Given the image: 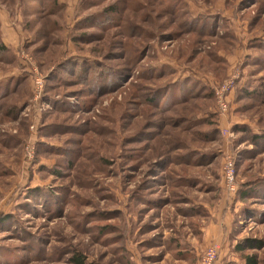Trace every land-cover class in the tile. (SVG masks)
Instances as JSON below:
<instances>
[{
  "label": "rangeland",
  "instance_id": "374dc122",
  "mask_svg": "<svg viewBox=\"0 0 264 264\" xmlns=\"http://www.w3.org/2000/svg\"><path fill=\"white\" fill-rule=\"evenodd\" d=\"M53 1L0 0V264H71L74 252L94 264H201L213 243L264 264V136L247 134L264 135V96L239 88L264 79L253 45L264 44V0H180L174 14L163 0ZM113 5L121 23L77 27ZM184 11L223 25L188 27ZM78 59L109 68L99 94L77 81ZM155 68L166 76L142 79ZM189 76L213 96L185 82L177 97L191 100L161 112L170 81ZM205 113L216 125L188 124ZM215 204L225 225L202 247Z\"/></svg>",
  "mask_w": 264,
  "mask_h": 264
},
{
  "label": "trees",
  "instance_id": "16d2710c",
  "mask_svg": "<svg viewBox=\"0 0 264 264\" xmlns=\"http://www.w3.org/2000/svg\"><path fill=\"white\" fill-rule=\"evenodd\" d=\"M164 2L168 3V11L171 13H176L177 9H181L180 7V0H163ZM61 6L59 0H54L53 1V7L55 9H58ZM183 8V7H182ZM60 9V8H59ZM110 10V11H109ZM109 12H112L114 14H118L120 15L122 12H119V9L117 7V5H113L111 6V8H109L105 13L98 15V14H90L88 17L83 18L81 21H79L76 25L78 28H87L89 27L90 24L93 25V22L91 21L92 18H97L99 16H102L101 22L97 23L100 25V27L104 26L105 24H101L103 22H106V24H114L117 22H120V20L118 18H113L110 17L111 15H109ZM186 12V11H184ZM187 15V12L185 13ZM187 20L189 23L188 27H196V24L200 23V26L203 27V29H206L207 32H211L213 33L215 31V28L221 27L223 25L222 22H220V19L217 17H213L210 15L204 16V17H199L196 19H191L189 18V16L187 15ZM113 20V21H112ZM121 23V22H120ZM96 25V24H95ZM94 26V25H93ZM217 27V28H218ZM231 36L234 37V35L230 32ZM225 34H223L222 37H226ZM253 45H255V47H259L258 50H260L262 53L264 52V44L261 43V41H254ZM9 52V48L0 41V56L3 57V54L8 53ZM138 54V53H137ZM130 57V56H129ZM10 60V59H9ZM259 60V59H258ZM257 59L254 61H258ZM98 67H102V70L99 71ZM64 68V66H63ZM109 68L107 66H103L100 62H95V61H82L81 59H78V61L75 62V67H74V74L77 76V81H79V83H81L84 86H88V88L90 89V91L92 93L95 94H99L100 91H102V87L104 86V81H100L97 83V74L98 72H101L103 74H105L106 72L108 73ZM110 73V72H109ZM166 72L163 69H156L154 72L151 71H146L144 72L142 75V79H161L164 78L166 76ZM169 74V72H168ZM60 76H58V73H55V77L56 79H60ZM64 81V79H63ZM192 82L191 85L187 86L185 89H187L188 93H193V97L198 96L199 94H205L204 96L207 97H212L213 96V91L212 89L209 87V85H203L198 83L199 81H196L195 79L193 80L191 78V76H189L188 78H186L185 80H178V81H174L169 83L168 86V90L166 91V97H165V102L164 105L159 103V107H160V111H168L173 109L174 107L178 106L179 104L185 103V102H189L191 99L189 97H186V94H184L182 97H177V93L179 91V89L181 88V86H183V84L185 85L186 83ZM201 85V86H200ZM109 86V85H107ZM199 86L201 88H199ZM199 88L197 92H205V93H195V89L193 88ZM240 91H243V93L245 94L246 97L249 98H253V99H257L258 97H260V95L264 96V79L262 80H258L257 83L253 86L252 84H247L243 87H239ZM3 89V88H1ZM0 89V96L2 94L5 93V91H1ZM108 89H111V87L109 86ZM159 93V88L156 89L155 93L153 94V96L151 97L152 100H154V98H158L157 94ZM4 96H6V94L3 95L2 98H4ZM155 96V97H154ZM147 100H149V98H147ZM169 101H171L169 103ZM215 116V114H207L205 113V115H203V117L200 116V114H196L194 116H191L188 118V124H191L193 127L195 126H207L209 124L212 125H216L214 119L211 122L213 116ZM189 127V126H188ZM218 128V127H217ZM217 128H213L214 131L220 132L218 131L219 129ZM249 128V127H248ZM236 130H239L241 132L247 133L249 132V129L247 130L244 126L241 128L239 125L235 127ZM249 134V140L253 143H256L260 140H262V136H264L262 133H247ZM202 136L204 137V139L209 140V134L207 132H203ZM253 183H247L244 185V188L242 190L238 191V194L240 193L242 197H247V191L246 189L251 188ZM34 190V189H33ZM38 191V189H36ZM243 251V250H240ZM244 261V264H259L260 260L256 255H248L246 256ZM70 263L71 264H94V263H89L87 261V257L84 255L79 254L78 252H74V254L70 257Z\"/></svg>",
  "mask_w": 264,
  "mask_h": 264
},
{
  "label": "crops",
  "instance_id": "0c3cea01",
  "mask_svg": "<svg viewBox=\"0 0 264 264\" xmlns=\"http://www.w3.org/2000/svg\"><path fill=\"white\" fill-rule=\"evenodd\" d=\"M4 42L7 44V41H4ZM205 207L207 208V205H205ZM217 208L220 209V205L215 204L213 208L209 207V212L213 220V226L211 228L209 227L208 232H207V227H205V230H204L205 236H204V241L202 243V247H204V245L209 242L208 238L211 234L213 233L217 234L218 233L217 230L225 225L224 223L225 220L222 218L221 212L218 211ZM226 246H229V244L227 243ZM235 255H236L235 253H231V251L225 249L224 253H220V256L216 264H238V262H236Z\"/></svg>",
  "mask_w": 264,
  "mask_h": 264
},
{
  "label": "built area",
  "instance_id": "2783aa9c",
  "mask_svg": "<svg viewBox=\"0 0 264 264\" xmlns=\"http://www.w3.org/2000/svg\"><path fill=\"white\" fill-rule=\"evenodd\" d=\"M228 158H229L228 159V164H229L228 167L231 170L234 163H233L230 155ZM226 180H227V184L229 187V189H228L229 192L231 194H234L236 189H235V180H234L233 173L226 174ZM219 255H220V246H218V244H216V243H213L207 248L206 252L202 256L201 264H216L218 261Z\"/></svg>",
  "mask_w": 264,
  "mask_h": 264
}]
</instances>
